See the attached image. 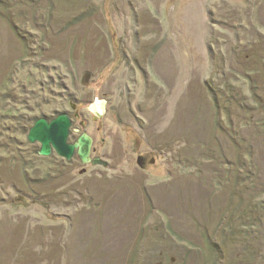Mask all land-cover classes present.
Returning <instances> with one entry per match:
<instances>
[{
    "label": "rangeland",
    "instance_id": "374dc122",
    "mask_svg": "<svg viewBox=\"0 0 264 264\" xmlns=\"http://www.w3.org/2000/svg\"><path fill=\"white\" fill-rule=\"evenodd\" d=\"M0 264H264V0H0Z\"/></svg>",
    "mask_w": 264,
    "mask_h": 264
},
{
    "label": "water",
    "instance_id": "95a60500",
    "mask_svg": "<svg viewBox=\"0 0 264 264\" xmlns=\"http://www.w3.org/2000/svg\"><path fill=\"white\" fill-rule=\"evenodd\" d=\"M91 74H86V81H89ZM105 101L95 102L91 110L97 117L102 118L105 115ZM73 120L67 112L59 113L51 121L44 116L39 118L31 128L28 140L31 143H40V155L49 157L55 151L60 157L72 160L77 153L84 164L106 165L101 158H92L93 138L87 132H84L76 143H70Z\"/></svg>",
    "mask_w": 264,
    "mask_h": 264
},
{
    "label": "flooded vegetation",
    "instance_id": "af4514ba",
    "mask_svg": "<svg viewBox=\"0 0 264 264\" xmlns=\"http://www.w3.org/2000/svg\"><path fill=\"white\" fill-rule=\"evenodd\" d=\"M42 117H44V116H42ZM42 117H40V118H42ZM47 117V116H46ZM56 116H53V117H48V120L49 121H51L52 119H54ZM72 118V117H71ZM39 118H37V119H35V122H34V125H35V123H36V121L38 120ZM73 120V119H72ZM74 123V122H73ZM73 127V126H72ZM30 132V131H29ZM78 132H81V130H78ZM84 133V132H83ZM83 133H81L77 138H75V141H71V136H70V140H69V142L70 143H76L77 141H78V139L82 136V134ZM93 138V137H92ZM27 139H28V136H27ZM29 141V140H28ZM30 142V141H29ZM31 143V142H30ZM40 149H41V144H40ZM39 155H40V150H39ZM56 152L54 151L53 153H52V155H54ZM57 154V153H56ZM52 155H50V156H52ZM58 155V154H57ZM49 156V157H50ZM91 157L92 158H96V157H99V158H101L103 161H105L106 162V165L104 166V165H101V166H103V167H109V162L107 161V158L104 156V154L103 153H99L96 149H95V140H94V138H93V146H92V153H91ZM63 158V157H62ZM63 159H65V158H63ZM65 160H67V159H65ZM67 161H78L79 163H81V164H83L84 165V163H82V161L80 160V158H79V156H78V154L76 153L75 154V156H74V158L72 159V160H67ZM85 165H93L92 163H89V164H85Z\"/></svg>",
    "mask_w": 264,
    "mask_h": 264
},
{
    "label": "trees",
    "instance_id": "16d2710c",
    "mask_svg": "<svg viewBox=\"0 0 264 264\" xmlns=\"http://www.w3.org/2000/svg\"><path fill=\"white\" fill-rule=\"evenodd\" d=\"M234 195H235L234 198L237 199V200H238V199L240 200L241 197H242V194H240V192H236V193H234ZM257 220H258L259 223L261 222V221H259L260 219H255V222H256Z\"/></svg>",
    "mask_w": 264,
    "mask_h": 264
}]
</instances>
